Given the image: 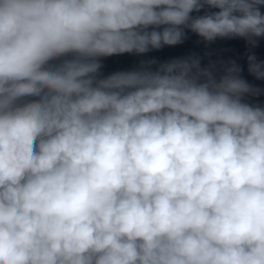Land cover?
<instances>
[{
	"label": "clouds",
	"instance_id": "9594fccd",
	"mask_svg": "<svg viewBox=\"0 0 264 264\" xmlns=\"http://www.w3.org/2000/svg\"><path fill=\"white\" fill-rule=\"evenodd\" d=\"M262 6L0 0V264H264V105L247 100L264 89L195 53L101 71L188 33L255 48Z\"/></svg>",
	"mask_w": 264,
	"mask_h": 264
}]
</instances>
